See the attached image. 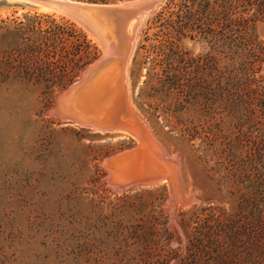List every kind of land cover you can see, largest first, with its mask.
Listing matches in <instances>:
<instances>
[{
    "label": "rangeland",
    "instance_id": "1",
    "mask_svg": "<svg viewBox=\"0 0 264 264\" xmlns=\"http://www.w3.org/2000/svg\"><path fill=\"white\" fill-rule=\"evenodd\" d=\"M205 3L141 20L123 72L144 126L122 134L51 114L101 38L0 0V264H264V62L237 72L264 39L242 50L239 10Z\"/></svg>",
    "mask_w": 264,
    "mask_h": 264
},
{
    "label": "water",
    "instance_id": "2",
    "mask_svg": "<svg viewBox=\"0 0 264 264\" xmlns=\"http://www.w3.org/2000/svg\"><path fill=\"white\" fill-rule=\"evenodd\" d=\"M20 1L65 14L80 24L91 36L100 35V37L109 38L110 34H113L121 43H124L122 37L126 25L137 21L127 52L123 51V54L120 53L115 58L114 56L108 58L102 56L86 67L77 80L60 91L56 97L55 105L51 109V114L60 121L72 120L79 124L101 126L102 128L107 126L110 122L112 106L117 103L119 96L115 94L109 97L106 94L105 96L108 101L101 104L99 99L104 94L101 86L99 87L101 80L106 76L110 77L113 67H115L114 69L119 68L122 70L141 20L159 8L164 0H125L114 4L81 3L71 0ZM257 31L264 39V23H260L257 26ZM262 72L264 73V64ZM123 107L119 115L120 124H123V127L130 130H134L136 126L141 128L140 126L143 123L140 121L138 115L129 105ZM127 151H133L132 153L134 155L137 154V158L140 159L141 152L138 147L114 154L105 160L108 170H112L111 163ZM163 159L165 161L168 160L165 156H163Z\"/></svg>",
    "mask_w": 264,
    "mask_h": 264
},
{
    "label": "bare ground",
    "instance_id": "3",
    "mask_svg": "<svg viewBox=\"0 0 264 264\" xmlns=\"http://www.w3.org/2000/svg\"><path fill=\"white\" fill-rule=\"evenodd\" d=\"M61 9V8H60ZM62 10H64V9H62ZM65 11V10H64ZM130 24L128 23L127 25H126V27H125V30H124V35H125V38H124V35H123V37H122V40L124 41V43L122 42L121 43V41H119L118 40V38L116 37V36H114L113 34H110V36H109V38L107 37H104V36H101L100 37V35L99 36H97V38L99 37V38H101V40H102V42L100 41V43L102 44V49H103V52H104V55H103V57H105V58H108V57H113L114 56V58L117 56V55H119L120 53H122L123 54V51L126 53L127 52V50H128V48H129V46H130V42H131V40H132V37H133V32H134V27L136 26V24H131V27H130V31H131V33H132V35H130V34H128V32H127V29H128V26H129ZM96 38V39H97ZM98 40V39H97ZM100 44V45H101ZM117 48V50H115ZM121 58V57H120ZM124 67V66H123ZM115 67H113V69H112V74H110V77H104L102 80H101V83H100V85H99V87L101 86V89L103 90V92H104V94H103V96L101 95V98L99 99V101H100V103L101 104H104L106 101H108V99H106V94L107 95H109V97L112 95V96H114L115 94H116V96L118 95L119 97V99H118V101H117V103H115V105H111L113 108H112V112H111V117H110V122L107 124V126H105V127H103V128H105V129H107V130H109L110 132H114V133H122V134H128L129 132H131L132 130H130V129H128V128H125V127H123L122 125L123 124H120V122H119V115L121 114V111H122V109L124 108L123 106H126V105H128V103H127V100H128V98H126V96H127V94H126V88H125V79H124V72H123V68H122V70H120L119 68L118 69H114ZM95 88H96V86H95ZM68 121H71V122H73V123H77V122H74V121H72V120H68ZM79 124V123H78ZM83 125H86V124H82V126ZM88 125V124H87ZM86 125V126H87ZM91 126V128L93 127V128H95L96 129V126H92V125H90ZM136 127H138V126H136ZM141 127V126H140ZM143 127V126H142ZM99 128H100V126H99ZM136 129V128H135ZM134 129V131H136ZM143 129V128H142ZM145 130L146 129H143V131H144V133H145ZM99 131V130H98ZM139 131H140V128H139ZM138 131V132H139ZM142 131V130H141ZM137 134V133H136ZM143 134V133H142ZM147 134V133H146ZM133 135V134H132ZM138 135L140 136L141 135V133L139 134L138 133ZM144 135V134H143ZM143 137V136H142ZM141 137V138H142ZM145 137H149V134H147V136H145ZM137 138H139V137H137ZM148 139H150V138H148ZM140 140H142V139H140ZM145 142V141H144ZM147 142V141H146ZM150 142V141H149ZM133 151H128V152H126L124 155H121L120 157H118L116 160H118V159H120L118 162H116V160H114L113 162L115 163H117V164H119V163H124V162H121V161H124L125 159H123V158H125V157H128V156H133V158H134V154L132 153ZM130 154H132V155H130ZM136 155V154H135ZM138 156V155H137ZM128 158H130V157H128ZM132 161H133V159H131ZM131 160L129 159L128 161L131 163ZM126 161V160H125ZM111 163L112 164V167H114V168H116L115 167V165H114V163ZM128 162V163H129ZM137 162V161H136ZM162 162V161H161ZM126 163V162H125ZM138 163H140V162H138ZM107 164V163H106ZM120 164V165H121ZM132 164V163H131ZM130 164V165H131ZM142 164V163H141ZM119 165V166H120ZM130 165H129V167H130ZM121 166H123V165H121ZM138 167V166H137ZM117 168H119V167H117ZM133 168V167H132ZM129 169V168H128ZM130 169H131V167H130ZM120 170V169H119ZM124 170H126V169H123V172H124ZM171 170V169H170ZM114 171V170H113ZM130 171V170H129ZM131 171H132V169H131ZM116 173V172H115ZM130 173V172H129ZM133 173V172H132ZM137 173V172H136ZM124 174V173H123ZM122 174V175H123ZM141 174V173H140ZM132 176V175H131ZM118 177V176H117ZM126 177H127V175H126ZM125 177V178H126ZM134 177V176H133ZM132 177V178H133ZM115 178V177H114ZM122 178V177H121ZM131 178V177H130ZM116 179V178H115ZM120 179V178H119ZM129 179V178H128ZM128 179H127V181L126 182H129L130 180H132V179H129V181H128ZM125 180V179H124ZM173 181H175V180H173Z\"/></svg>",
    "mask_w": 264,
    "mask_h": 264
},
{
    "label": "trees",
    "instance_id": "4",
    "mask_svg": "<svg viewBox=\"0 0 264 264\" xmlns=\"http://www.w3.org/2000/svg\"><path fill=\"white\" fill-rule=\"evenodd\" d=\"M85 1L90 3H113L124 0H78ZM209 0H206L205 5L208 6ZM234 4L235 8L239 10V18H238V31H239V40L242 42V50L245 43L254 42L257 40V35L255 34L256 26L259 23H264V0H222V5L225 9H228L229 6ZM171 5V0H165L166 9L164 15L168 16V10ZM163 13L160 12L158 17L163 16ZM85 42V38L83 41ZM252 45V44H247ZM257 52H251L247 55H243L242 61L240 62L237 72L238 74L248 75V76H256L258 71L260 70V65L264 62V46H260ZM88 46V45H86ZM155 47V46H154ZM166 45L156 46V48L165 49ZM239 47V46H238ZM77 52V51H76ZM79 52V49H78ZM246 80V79H245ZM244 78L239 82H243ZM163 83V82H162Z\"/></svg>",
    "mask_w": 264,
    "mask_h": 264
}]
</instances>
